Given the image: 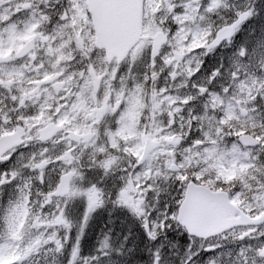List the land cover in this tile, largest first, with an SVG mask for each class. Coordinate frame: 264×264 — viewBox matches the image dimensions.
Returning <instances> with one entry per match:
<instances>
[{
    "label": "snow or ice",
    "instance_id": "6c2138e0",
    "mask_svg": "<svg viewBox=\"0 0 264 264\" xmlns=\"http://www.w3.org/2000/svg\"><path fill=\"white\" fill-rule=\"evenodd\" d=\"M0 264H264V0H0Z\"/></svg>",
    "mask_w": 264,
    "mask_h": 264
}]
</instances>
